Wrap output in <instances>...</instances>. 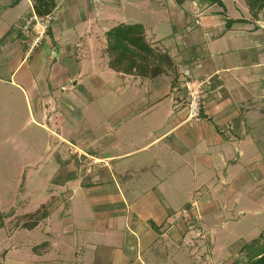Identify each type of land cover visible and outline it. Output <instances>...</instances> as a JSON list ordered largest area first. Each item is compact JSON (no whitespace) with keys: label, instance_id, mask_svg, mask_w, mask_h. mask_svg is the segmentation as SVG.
Listing matches in <instances>:
<instances>
[{"label":"crops","instance_id":"0c3cea01","mask_svg":"<svg viewBox=\"0 0 264 264\" xmlns=\"http://www.w3.org/2000/svg\"><path fill=\"white\" fill-rule=\"evenodd\" d=\"M33 3L0 0V114L32 126L30 158L38 139L59 159L47 174L62 179L48 185L64 199L27 212H42L17 231L43 234L21 244L30 259L175 264L167 247L192 252L188 220L170 218L178 210L200 213L208 235L246 214L264 235V7L253 19L245 0H54L43 30ZM121 24H140L170 66L142 77L109 68L107 33ZM199 83L190 117L186 85Z\"/></svg>","mask_w":264,"mask_h":264},{"label":"rangeland","instance_id":"374dc122","mask_svg":"<svg viewBox=\"0 0 264 264\" xmlns=\"http://www.w3.org/2000/svg\"><path fill=\"white\" fill-rule=\"evenodd\" d=\"M240 5L244 8L243 14L241 15L248 16L246 5L242 3ZM155 6L157 7V5ZM18 12V9L14 10L15 14ZM151 19L153 18L151 17ZM21 119L22 117L19 118V120ZM19 124L16 125L8 121L7 117L0 114V212L3 215V223L0 227V260H2L3 253L5 255L7 250V254L4 256L2 263L0 261V264H40L39 262L32 261L30 259L32 256L30 255L29 257V252L27 249L22 248L21 245L27 239L31 244L39 241L42 237L41 235H43L40 229L31 233H27V231L17 233V231L23 229L22 223L29 219L25 217L26 214H29L27 213L28 211L30 212L38 207L39 204L46 202L51 196L57 195L58 197H56L59 202L64 199L55 190L51 189L52 186L50 184L48 185L50 180L53 184H55L53 182L54 179L55 181L61 180L63 174L57 176L59 179L56 178V175L53 179L50 173L47 174L50 168H55L53 162L59 161V159L57 160L56 158L42 155L41 151H39L40 140L36 139L32 141V151L33 153L35 152V155L31 158L29 157L22 144L26 143L24 136L31 130L32 126L30 124ZM11 137L16 138L10 139ZM16 143H19L21 146H18ZM69 159L70 157L62 158L65 161H69ZM30 161L33 166H37V170L29 167ZM49 175L51 176L50 178ZM68 176L70 175L68 174ZM65 196H68V194ZM34 212V220L37 218L40 219L42 216L41 207L34 210ZM181 214L182 211H175L171 214L170 218L172 217L175 221L178 217H181ZM246 216L247 214L237 217L241 220V223H238V225L228 223L223 228L208 235V232L202 227L200 213H195L194 218L198 220L200 227H194V224L190 223L192 225L189 226L191 230L188 233V237L184 238L186 240L185 246L190 247L192 251L190 255L186 254L187 250L185 251L184 248L181 249L180 247H174L172 249L167 247L166 251L168 252V249H170V253L176 251L175 258H177V263L175 264L254 263L258 254L264 251V238H259V236L254 234L252 225L248 227L247 224H243V218H249V216ZM184 217L189 220V217L185 213ZM253 217L256 218L253 215L251 219ZM189 222L187 221V223ZM194 229H197L196 232ZM256 232L258 231L256 230ZM199 233L202 234V237L197 235ZM19 242L21 250L10 248L12 244H19ZM24 244L23 246H25ZM73 258L70 256V260H73ZM161 261L162 264H169L163 260ZM53 264H57V262Z\"/></svg>","mask_w":264,"mask_h":264},{"label":"trees","instance_id":"16d2710c","mask_svg":"<svg viewBox=\"0 0 264 264\" xmlns=\"http://www.w3.org/2000/svg\"><path fill=\"white\" fill-rule=\"evenodd\" d=\"M181 4L186 0H174ZM198 4L222 6V0H194ZM251 17L254 19L264 7V0H245ZM55 3L54 0H34V13L39 16L48 15ZM227 24V21H226ZM108 56V67L139 76L154 74L155 71L164 70V67L170 66V58L165 52L154 50L145 39L143 28L140 24L117 25L107 33V44L105 49ZM35 213V212H34ZM34 213L26 214L25 217L32 219ZM3 215L0 212V227L2 226ZM36 220L22 223V227L31 228ZM264 238V235L260 236ZM264 264V251L258 254L254 263Z\"/></svg>","mask_w":264,"mask_h":264},{"label":"built area","instance_id":"2783aa9c","mask_svg":"<svg viewBox=\"0 0 264 264\" xmlns=\"http://www.w3.org/2000/svg\"><path fill=\"white\" fill-rule=\"evenodd\" d=\"M33 19L34 21L39 25V27L41 29H45L46 26H47V23L50 19V16L49 15H45L44 17L42 18H36L35 16H33ZM30 24V20H27L25 22V25L24 27L26 28V33L24 34L25 36V39L23 40H26V36H28V33H27V27L28 25ZM43 32V31H42ZM35 41H33L31 44H30V47H33L35 45V42H37L38 38H35L34 39ZM201 83H199L196 87L190 89L187 85H186V88L188 90V96H189V101H188V104H187V107H188V116L190 117H198L200 115V111H201V106H202V92H201ZM185 213V211H184ZM182 215L184 216V214L182 213ZM190 221L188 224L190 225V223H193L194 224V227H200L198 225V220H195V218L193 220H188ZM196 221V222H195ZM192 226V225H190ZM197 229H194V231L196 232ZM199 237H202L201 235L202 234H197Z\"/></svg>","mask_w":264,"mask_h":264}]
</instances>
